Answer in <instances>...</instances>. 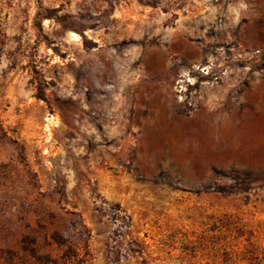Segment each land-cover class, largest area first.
Listing matches in <instances>:
<instances>
[{"label":"rangeland","instance_id":"374dc122","mask_svg":"<svg viewBox=\"0 0 264 264\" xmlns=\"http://www.w3.org/2000/svg\"><path fill=\"white\" fill-rule=\"evenodd\" d=\"M69 247L264 264V0H0V264Z\"/></svg>","mask_w":264,"mask_h":264},{"label":"trees","instance_id":"16d2710c","mask_svg":"<svg viewBox=\"0 0 264 264\" xmlns=\"http://www.w3.org/2000/svg\"><path fill=\"white\" fill-rule=\"evenodd\" d=\"M40 99H44L43 96L39 97ZM58 243L61 244V246H64L65 244L60 240V238L57 239ZM77 258V251L73 249L72 247L67 248L63 255L61 256V261L63 264H69L73 263V261Z\"/></svg>","mask_w":264,"mask_h":264}]
</instances>
